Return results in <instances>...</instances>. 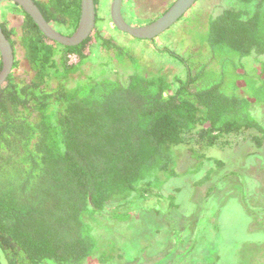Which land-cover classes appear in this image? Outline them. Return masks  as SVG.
<instances>
[{"label": "trees", "instance_id": "16d2710c", "mask_svg": "<svg viewBox=\"0 0 264 264\" xmlns=\"http://www.w3.org/2000/svg\"><path fill=\"white\" fill-rule=\"evenodd\" d=\"M33 1L61 34L78 28L81 0ZM99 2L94 32L75 47L45 37L21 9L19 35L1 24L15 61L0 88V264L123 259L115 222L137 219L136 203L163 198L166 183L179 176L176 148L197 145L203 158L231 137L264 146V127L252 114L264 106V62L253 69L246 62L264 55V12L248 19L223 12L185 57L171 41L163 53L177 59L180 72L76 81L99 48L105 66L130 61L140 69L109 36L126 34L102 16ZM132 5L122 2L131 25ZM106 227L109 235L101 233Z\"/></svg>", "mask_w": 264, "mask_h": 264}, {"label": "rangeland", "instance_id": "374dc122", "mask_svg": "<svg viewBox=\"0 0 264 264\" xmlns=\"http://www.w3.org/2000/svg\"><path fill=\"white\" fill-rule=\"evenodd\" d=\"M176 1L124 0L133 4L134 27L159 19ZM111 3L112 0H100L98 5L107 19ZM229 4V0H198L162 35H168L166 40L160 36L152 41L153 44L133 39L137 42L134 46L130 43L131 37L119 35L123 37L119 39L117 33L110 30L109 36L126 48V55L139 61L140 69L130 61H114L110 67L105 66L101 59L102 48H99L74 80L94 77L124 82L137 71L146 75L180 72L182 66L177 59L163 50L172 49L171 41L180 42L177 53L188 56L185 51L201 45L200 38L205 35L209 22ZM3 5L13 7V4L4 2L0 8L4 25L7 16H11L8 13L12 14L13 10ZM11 18L6 27L13 24L19 35L23 18L15 14ZM175 29L177 34L171 35ZM16 48L18 58L23 59L19 44ZM246 62L253 69L258 62H264V56H252ZM252 114L264 127V106H254ZM226 144L208 149L203 158L197 145L192 146L195 153L189 144L175 149L179 176L166 183L162 199L136 203L137 219L122 224L115 222L124 240L116 241L121 246L123 259L108 264H264V146L257 148L250 141L244 142L243 137L227 138ZM106 229H101V233L109 235L111 230ZM83 264L100 263L90 258Z\"/></svg>", "mask_w": 264, "mask_h": 264}, {"label": "water", "instance_id": "95a60500", "mask_svg": "<svg viewBox=\"0 0 264 264\" xmlns=\"http://www.w3.org/2000/svg\"><path fill=\"white\" fill-rule=\"evenodd\" d=\"M197 1L198 0H177L163 16L152 23L141 27H134L127 23L122 13L123 0H112L109 15L113 26L121 33H124L135 40L152 41L177 24ZM4 2L17 5L24 13L30 16L45 37L65 47L79 46L88 40L95 30L96 7L94 0H81V18L78 28L70 36L61 34L49 24L33 0H0V6ZM0 56L2 63V69L0 71V88H2L13 72L15 57L13 48L1 28V21Z\"/></svg>", "mask_w": 264, "mask_h": 264}, {"label": "flooded vegetation", "instance_id": "af4514ba", "mask_svg": "<svg viewBox=\"0 0 264 264\" xmlns=\"http://www.w3.org/2000/svg\"><path fill=\"white\" fill-rule=\"evenodd\" d=\"M229 2H230V4H229L230 6L228 8H226L223 12H225V11L239 12L242 14V18H244V19H248L250 16H253L256 13H263L264 12V1L263 0H249V2H247L246 0H229ZM3 6L7 7L6 9H10L11 11L14 10L15 15L18 16L17 14H19V10H20L19 7L15 6L14 4H13V7H9L8 5H3ZM1 7H2V5L0 6V8ZM23 15H24L23 16L24 17L23 23H24L26 20V16L24 13H23ZM218 16H216V17H218ZM0 21L2 24L1 17H0ZM262 56H264V55H262ZM262 56H260V57H262Z\"/></svg>", "mask_w": 264, "mask_h": 264}, {"label": "crops", "instance_id": "0c3cea01", "mask_svg": "<svg viewBox=\"0 0 264 264\" xmlns=\"http://www.w3.org/2000/svg\"><path fill=\"white\" fill-rule=\"evenodd\" d=\"M8 14L12 16L13 14H15V12H14V10H13V13H12V14H10V13H8ZM17 15H19V18H24V17H23L24 15H23V13H22L20 10H19V14H17ZM11 16H7L8 18H7L6 23H5L4 25H6L7 23H9V22L11 21V19H12ZM15 17H18V16L15 15ZM1 20H2V17H1ZM22 24H23V23H22ZM22 24H21V25H22ZM8 28H9L10 30H13V28H14V27H13V24H11ZM20 28H21V27H20Z\"/></svg>", "mask_w": 264, "mask_h": 264}]
</instances>
